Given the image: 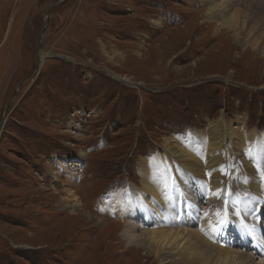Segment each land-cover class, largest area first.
<instances>
[{
	"label": "rangeland",
	"instance_id": "1",
	"mask_svg": "<svg viewBox=\"0 0 264 264\" xmlns=\"http://www.w3.org/2000/svg\"><path fill=\"white\" fill-rule=\"evenodd\" d=\"M57 1L0 0V264H158L128 244L131 218L115 198L142 185L140 165L164 155L165 137L221 116L264 132V56L230 46L202 0H64L53 11ZM38 46L45 61L19 88ZM233 152L220 181L194 175L198 193L235 198L228 215L264 235L253 191L264 195L263 174L253 181L254 156ZM68 187L81 205L63 200Z\"/></svg>",
	"mask_w": 264,
	"mask_h": 264
},
{
	"label": "bare ground",
	"instance_id": "2",
	"mask_svg": "<svg viewBox=\"0 0 264 264\" xmlns=\"http://www.w3.org/2000/svg\"><path fill=\"white\" fill-rule=\"evenodd\" d=\"M202 1L207 6L206 22L216 24L217 32L226 31L230 46L251 48L264 56V0ZM41 58L40 68L44 55ZM244 129L221 116L198 134L165 137L164 155L159 153L140 165L142 185L130 183L115 198V203L125 207L124 214L131 218L123 233L128 244L143 249L144 255L155 258L158 264H264L260 224L228 215V206L238 203L235 198L221 199L209 190L201 193V198L198 192L202 179L194 178L198 173L205 182L206 177L220 181L217 172L224 167L226 148L237 150L233 152L237 156L253 155L254 159L246 165L254 175L253 181L258 182L263 174L264 184V132ZM253 185L254 182L243 191L251 193ZM253 191L261 196L259 202L264 207L261 185L258 183ZM65 192L63 200L71 208L81 205L75 189L68 187ZM166 195L173 216L163 206ZM202 199L206 201L205 209L199 203ZM262 224L264 228V221Z\"/></svg>",
	"mask_w": 264,
	"mask_h": 264
},
{
	"label": "water",
	"instance_id": "3",
	"mask_svg": "<svg viewBox=\"0 0 264 264\" xmlns=\"http://www.w3.org/2000/svg\"><path fill=\"white\" fill-rule=\"evenodd\" d=\"M63 1H64V0H58V1L54 4L52 10L54 11V10L56 9V7H57L60 3H62ZM49 17H50V14H49V16L47 17V25L45 26V28H44V30H43V32H42V35H41V37H40V39H39V42H38L39 45L41 44V41H42V37H43V35H44V32L47 31V28H48V22H49ZM41 55H42V54H41V52H40V50H39V46H38V48H37V61H38V67H37V70L35 71L34 74H32V75L26 77V78L20 83L19 88L22 86V84H23V82H24L25 80H27V79L31 78L32 76H34V75H36V74L39 73V71H40V59H41ZM18 92H19V89H17V90L14 92V94L12 95V97H11L10 101L8 102L7 107H6V110H7V111L9 110L10 104H11L12 100L14 99V97L16 96V94H17ZM5 122H6V118H3L2 120H0V132H1V130L3 129Z\"/></svg>",
	"mask_w": 264,
	"mask_h": 264
}]
</instances>
